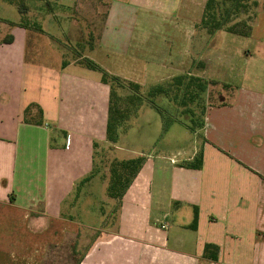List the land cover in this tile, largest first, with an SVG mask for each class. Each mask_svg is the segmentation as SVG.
<instances>
[{
	"label": "crops",
	"instance_id": "crops-1",
	"mask_svg": "<svg viewBox=\"0 0 264 264\" xmlns=\"http://www.w3.org/2000/svg\"><path fill=\"white\" fill-rule=\"evenodd\" d=\"M251 1L245 37L199 35L207 0H0V264H47L62 246L77 264H264V0ZM104 72L141 91L191 75L213 90L193 149L130 147L145 163L115 232L93 239L77 215L114 201L108 160L123 150Z\"/></svg>",
	"mask_w": 264,
	"mask_h": 264
},
{
	"label": "rangeland",
	"instance_id": "rangeland-1",
	"mask_svg": "<svg viewBox=\"0 0 264 264\" xmlns=\"http://www.w3.org/2000/svg\"><path fill=\"white\" fill-rule=\"evenodd\" d=\"M217 1L219 3L217 19L225 21L224 28L238 23H241V25L243 23L246 25L252 23L256 7L251 0H245L238 8H232V3L229 0ZM201 30H205V33H210L208 29L204 28L202 21L199 24V35ZM221 31L227 32L226 30ZM193 58L194 56L191 55V61ZM198 71L199 66L197 64H190L191 74L196 75ZM193 75L187 76L181 84L174 78L161 86H153L151 88L147 86L142 91L129 85L128 82L118 83L110 81L112 92L114 93V96H111L112 106L114 105V109H119L121 116L125 119L123 121L124 126L122 125L123 133L125 134L122 133L120 137V141L122 140L120 145L123 148L122 152H120L121 154L113 158L111 157L113 152H111L108 160L109 185L114 163L128 161L133 156L132 152L135 150L130 149V147H135L138 152H142L145 155L164 154L165 156H174L178 152H186L193 149L196 144V138L191 130L198 131L203 126L204 112L209 102L207 94L211 96L213 90V85H210L207 81H201V78ZM203 84L209 85L205 91L201 90V85ZM135 93H141L142 102H137V105L141 104L138 106H143L137 118L134 116V110L137 109H135L136 104L133 102L132 97ZM151 101L155 102L154 104L162 112L158 111L155 106L151 107L149 103ZM138 106L137 108H139ZM121 116L119 115L118 117L121 118ZM186 122L191 129L184 125ZM128 131H130V135L127 134ZM200 135L199 137H201ZM139 158H144V155L139 156ZM197 160L198 156L193 163H197ZM78 192L80 193V191ZM106 199H92V205L88 209L90 215H86L84 210L79 211L77 223H79L81 230L84 231L85 238L92 236L93 239H96L103 231L106 233L115 232L120 201L114 199V201L106 205L103 204ZM173 211L177 214L176 218H174V222H176L177 218L181 217L185 210L179 212V206H176ZM190 211H193L192 216L195 221L196 210L191 208ZM90 227L94 228V231H91ZM73 251H75L73 246H62L55 253V257L59 260L48 259L47 264H77L78 261L70 260Z\"/></svg>",
	"mask_w": 264,
	"mask_h": 264
},
{
	"label": "trees",
	"instance_id": "trees-1",
	"mask_svg": "<svg viewBox=\"0 0 264 264\" xmlns=\"http://www.w3.org/2000/svg\"><path fill=\"white\" fill-rule=\"evenodd\" d=\"M232 3V8H238V6L244 2L245 0H229ZM249 1V0H248ZM219 7V3L217 0H207L206 2V8H205V13L204 17L202 20V25L204 28L208 29L210 34H214L218 31L221 30H226L229 33L240 35V36H248L251 31V27L249 25H246L243 23H238L236 25L225 27V21H221L217 19V8ZM226 18V17H225ZM86 65L93 69V70H101L94 62L86 59L85 60ZM187 77H180L176 79L178 83H182L183 80ZM115 81L118 83H121L119 78L117 77H112L107 75V73L104 72V81ZM129 85L135 87L136 89H139V86L134 85L130 83ZM201 90L205 91L206 86L205 84L201 85ZM111 96H114V93L112 92V87H111ZM113 98V97H112ZM140 103L142 102V98L139 99ZM113 101H111V109H110V118H109V123H108V129H107V136L108 140L115 143L118 138H119V129L123 125V121L125 120L124 117L121 116L119 109L115 108L114 105L112 106ZM151 103V102H149ZM158 111H161L158 107H156ZM162 112V111H161ZM120 115V117L116 116ZM126 118V117H125ZM201 157V156H200ZM145 163V158H138L134 160H128V161H122L119 163H114L113 168L111 170V183L109 185V196L112 199L121 201L122 198L124 197L126 191L140 172L143 164ZM201 165V161L199 164ZM197 224V211H196V217L195 221L193 223V227L195 228Z\"/></svg>",
	"mask_w": 264,
	"mask_h": 264
}]
</instances>
